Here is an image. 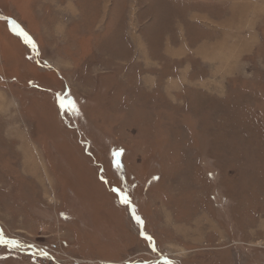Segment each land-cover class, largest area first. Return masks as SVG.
<instances>
[{"label":"rangeland","instance_id":"obj_1","mask_svg":"<svg viewBox=\"0 0 264 264\" xmlns=\"http://www.w3.org/2000/svg\"><path fill=\"white\" fill-rule=\"evenodd\" d=\"M0 37V264H264V0H0Z\"/></svg>","mask_w":264,"mask_h":264},{"label":"snow or ice","instance_id":"obj_2","mask_svg":"<svg viewBox=\"0 0 264 264\" xmlns=\"http://www.w3.org/2000/svg\"><path fill=\"white\" fill-rule=\"evenodd\" d=\"M12 23H13V28L14 29H18L19 28V25L16 24L15 21H13ZM20 33L22 35H24L26 41L29 44H31L33 48L36 47V45L32 42L31 38L28 37L27 33H24L22 29H20ZM70 104L72 105L73 108H75V102L74 101H70ZM63 106H64V103H63V100H61V107H63ZM116 155L119 156L120 153L118 152V153H116ZM119 166H120L119 161H117V167H119ZM117 191H119V190H117ZM122 199H123L124 203H130V200H129L127 195H124L122 197ZM136 219H137L138 222H141L139 217H136ZM146 239L149 242V246L151 247L152 251L156 252L157 249L155 247V242H154L153 238L151 236H146ZM0 245L11 246V247H21V248L24 247V245L20 244L16 239L7 238L2 232H0ZM28 247H34V245L30 244V245H28ZM43 255L47 256V253L44 252ZM164 264H171V262L165 260Z\"/></svg>","mask_w":264,"mask_h":264},{"label":"crops","instance_id":"obj_3","mask_svg":"<svg viewBox=\"0 0 264 264\" xmlns=\"http://www.w3.org/2000/svg\"><path fill=\"white\" fill-rule=\"evenodd\" d=\"M243 6H244V5H243ZM239 8L242 9V7H239ZM229 25H232V24H231V23H230V24H229V23H226V24H225V22L222 23V26H223L224 28H226V29L229 27ZM226 32H227L229 35H230V34H236V36H237L239 31H237L236 33H231L229 30H226ZM236 36L234 35L233 37H236ZM235 41H237V42L239 41L237 37H236V40H235ZM1 43H2V39H1V37H0V51H1ZM182 49H183V48H182ZM179 50H180V48H179ZM0 59H1V55H0ZM2 60H3V62L1 61V62H2V65H3V67H4L5 70H6L5 62H4V57H2ZM0 94H1V97L3 98V100H4V98H5L4 93L1 92ZM5 99H6V98H5ZM3 100L1 101L0 104L5 106V105H6V102L3 101Z\"/></svg>","mask_w":264,"mask_h":264},{"label":"bare ground","instance_id":"obj_4","mask_svg":"<svg viewBox=\"0 0 264 264\" xmlns=\"http://www.w3.org/2000/svg\"><path fill=\"white\" fill-rule=\"evenodd\" d=\"M201 222H202V217H201ZM200 223V222H199ZM202 224V223H201ZM202 227V226H201ZM197 229H198V227H197ZM201 231V230H200Z\"/></svg>","mask_w":264,"mask_h":264}]
</instances>
